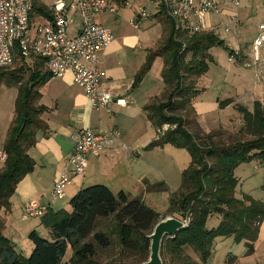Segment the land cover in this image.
Here are the masks:
<instances>
[{"label":"trees","instance_id":"16d2710c","mask_svg":"<svg viewBox=\"0 0 264 264\" xmlns=\"http://www.w3.org/2000/svg\"><path fill=\"white\" fill-rule=\"evenodd\" d=\"M115 2L123 6L126 0ZM34 10L50 14L38 2ZM155 17L161 24V40L148 52L132 88L140 84L156 58L163 60L161 98H154L144 107L156 131V139L145 149L171 146L186 150L190 156L179 190L169 195L168 211L161 215L145 205L142 197L129 198L123 191L114 194L107 186L94 184L71 197L69 211L48 208L40 220L49 238L30 231L27 238L32 250L28 257L15 249L3 233L5 221L1 211L10 210L17 185L34 170L35 163L28 152L36 144L37 133L47 131L42 117L48 109L40 104V99L42 87L52 78L45 70V59H24L16 46L13 67L0 70V86L17 89L13 119L2 149L6 160L0 169V264H142L149 256L148 236L154 226L168 215L185 217L189 213V225L163 241L162 264H206L219 238L243 242L245 254H253L264 221V205L249 196H236L239 182L234 171L244 163H264V109L258 102L249 111L232 99L220 101L221 109L233 105L243 121L238 133L247 134L250 139L214 143L213 134L202 130L193 108L194 100L203 92L197 82L213 62L212 48H221L228 56L235 51L214 31L188 37L176 34L172 20L164 12ZM163 126L168 129L161 132ZM164 188L163 183H145L146 191ZM212 217H218L219 223L208 228ZM69 250L71 255L66 259ZM234 259L229 256L226 264H232Z\"/></svg>","mask_w":264,"mask_h":264},{"label":"crops","instance_id":"0c3cea01","mask_svg":"<svg viewBox=\"0 0 264 264\" xmlns=\"http://www.w3.org/2000/svg\"><path fill=\"white\" fill-rule=\"evenodd\" d=\"M200 1L202 0H195L197 3ZM218 1L221 4V12L218 15L209 14L207 16L205 32L214 31L220 39L224 40L229 49L240 54L233 62H229L227 53V63L225 64L222 63L223 55L219 53L217 56L216 53H213L212 48L210 53L213 62L209 64L208 71L213 64L219 67L224 64L227 68L233 65L230 70L235 71V67L244 66L248 60L255 63L251 53V45H247L244 32H251L252 30L258 32V26L264 23V0H241L238 7H234L231 0ZM116 6L117 11L115 14L106 12L96 18V22L110 29L114 36L113 42L100 56L99 69L102 74L100 83L103 89H108L111 92L114 100H123L125 106L120 107L113 102L109 106L110 114L91 110L88 99L83 91L75 85L70 73L60 78H51L42 87L40 104L48 109L42 117L47 124V131L37 133L36 144L28 152L35 163L33 172L26 175L17 185L10 200V210L8 212L1 211L5 221L3 233L23 256H25L24 254H30L32 250V245L27 238L29 232L35 230L39 233L41 229L47 230L41 225L40 219H22L25 203L35 199L41 205H45L53 211L62 209L69 211L68 203L71 197L80 189L96 184L98 180H104L113 193L117 192L115 190H118V186L126 180L127 175L131 176L128 164L130 154H133V129L137 128L139 130L150 124L144 107L162 93L164 87L161 78L163 60L159 57L154 60L140 84L136 88H132L134 77L145 64L148 52L152 51L161 40L162 28L159 20L155 16L147 20L137 19L138 25L134 28L129 25V20L137 18V12L139 7L142 6V2L133 0V5H131L126 0L122 7ZM118 7H121L120 10ZM105 15H108V17L100 20ZM232 16L236 18V21H229L228 17ZM153 26L160 27V31L154 30ZM225 26L230 28L229 33L224 32ZM262 57H264V51ZM208 77L207 79L210 78ZM233 77L243 79L245 74L235 71ZM200 80L203 92L194 100L193 108L202 130L209 133L213 125H218L219 120H216V115L220 113L223 118L226 115L231 116V118L234 117L233 119L236 118L235 120H238L237 127L240 130L243 127L240 120L241 116L234 110L233 105L221 109L219 107L221 99L216 95L208 96L206 88ZM212 83L211 80L210 84ZM256 85L258 91H255L249 97L248 105H246L249 111L253 110L254 102H258L260 108L264 109V75L263 84ZM2 89L3 87H0V150L3 149L6 133L13 119L14 101L17 95V89L14 88L7 90L5 96H2ZM232 100L239 103L234 99ZM113 127L118 129L120 133V137L114 142V145L98 155H90L84 174L72 178L64 198L51 200L50 192L53 184L59 173L66 168L74 146L72 135L83 129L104 134L109 128ZM152 129L154 128L152 127ZM155 139L156 131L152 140ZM147 142L139 148L146 146ZM165 147L162 149H165ZM121 162H125V165L121 166ZM3 164L0 162V169H2ZM214 218L216 220L215 226L211 225V228L216 227L219 223V218ZM263 234L264 221L259 228L258 238L254 244V252L249 256L245 254L246 248L243 242L234 243L229 238L216 239L215 241L225 240L227 243L220 250L223 251V257L218 264H226L229 256L235 258L232 264H251L249 259L256 254L261 239L264 238ZM214 250L213 248L211 258L206 264H213L212 255H216ZM194 259L196 260V258Z\"/></svg>","mask_w":264,"mask_h":264},{"label":"built area","instance_id":"2783aa9c","mask_svg":"<svg viewBox=\"0 0 264 264\" xmlns=\"http://www.w3.org/2000/svg\"><path fill=\"white\" fill-rule=\"evenodd\" d=\"M137 18L129 20V25L136 28L138 20H147L164 12L174 24L176 34L183 33L191 37L204 32L207 28L206 18L209 14L218 15L221 4L218 0H140ZM241 0H231L234 7ZM46 7L49 15L34 10V4ZM0 0V70L11 68L14 50L24 59L42 57L45 70L52 78L72 74L73 82L79 87L90 103L91 110L107 114L109 106L115 102L125 106L123 100H114L108 89L101 87L99 69L101 53L113 42L110 29L96 22L97 16L110 12L115 14V0ZM116 4V5H115ZM229 21H236L234 16ZM230 28L224 27L229 33ZM264 43V23L258 26V36L251 44L254 62L260 61V49ZM182 50L185 48L182 43ZM239 52L228 57L233 62ZM168 126H163L161 132ZM120 133L116 128H109L104 134L93 133L83 129L72 135L74 146L68 158L66 168L59 173L50 192L51 200H61L65 196L72 178L84 174L88 157L114 145ZM6 154L0 150V162L4 163ZM48 207L37 200L27 201L23 208L22 219H41ZM183 227L189 225L190 213L185 217H174Z\"/></svg>","mask_w":264,"mask_h":264},{"label":"rangeland","instance_id":"374dc122","mask_svg":"<svg viewBox=\"0 0 264 264\" xmlns=\"http://www.w3.org/2000/svg\"><path fill=\"white\" fill-rule=\"evenodd\" d=\"M52 1L53 0H50L48 3H51ZM127 1L129 4L133 5V0ZM119 10L118 12H120ZM107 17L108 15L102 16L100 20H104ZM153 27L154 30L160 31V27ZM257 36L258 32L254 30L251 32H244V37L247 39L246 43L248 46L252 44L253 39H255ZM260 50V61L253 63L252 60H248L244 66L235 67V71H240L245 74V78L243 79L233 77L235 71L232 69L230 70L231 66L233 65H231L229 68L224 66V64H222L221 67L217 66L216 64L211 65L210 70L200 78V81L206 88V94L208 96L216 95L221 99V101L225 100L226 98H231L242 105H245L246 107V105H248L247 103L249 102V97L255 91H258L256 84H263L264 57H262V53L264 51V43ZM213 53H216L217 56L219 53L222 54V63H227V52L221 48L215 47L213 48ZM207 77L209 79H207ZM211 80L213 81L212 84H210ZM197 83V87L199 89H203L199 80ZM0 87H3L2 96H5L7 90L15 88L5 85H1ZM160 96L157 98L160 99ZM233 118H231L229 115H226L223 118L221 113L216 115V120H219V124L213 125V128L210 131V133L213 134L212 141L214 143L227 144L232 142L233 139L236 140L237 138L240 140L250 139V136L247 134L242 136L238 133V120ZM240 120L243 124L242 118ZM154 133L155 130L152 129L150 124H147L139 130L137 128L133 129V154H130V162L128 164V166H130L131 176L127 175L126 180H124L123 183L118 186V190L115 191H123L128 195L129 198L142 197L145 205L153 209L156 213L163 215L168 211L169 195L176 193L180 188L181 175L184 169H186L190 163V156L186 150L176 149L171 146H164L165 149H145V147L153 141L152 139ZM146 142V146L139 148ZM120 165L124 166L125 162H121ZM234 176L239 182L236 188V195L238 197L242 198L243 196H249L251 199L264 205V191L262 189L264 163L253 161L250 163L241 164L235 169ZM145 183L148 185L163 183L165 190L157 192L146 191ZM97 184L104 186L108 185L104 180H98L95 185ZM170 216L172 215H168L167 217ZM215 221L216 220L214 217L210 218L208 220L207 227L211 228V225L215 226ZM38 234L41 237H45L47 239L49 238L47 230L41 229ZM224 244H227L225 240H218L214 242L213 248L215 249L214 251L216 252V255L213 254L214 257L212 255L213 264H218L222 260L223 251L220 250ZM24 255L28 257L29 254ZM70 255L71 251L69 250L66 253V259H68ZM103 256L104 255H102V257ZM249 262L251 264H264V238L261 239L256 254L249 259Z\"/></svg>","mask_w":264,"mask_h":264},{"label":"water","instance_id":"95a60500","mask_svg":"<svg viewBox=\"0 0 264 264\" xmlns=\"http://www.w3.org/2000/svg\"><path fill=\"white\" fill-rule=\"evenodd\" d=\"M183 229L181 222L172 216L159 221L148 236L150 241L149 256L147 261L142 264H162L160 252L163 241L173 237Z\"/></svg>","mask_w":264,"mask_h":264}]
</instances>
